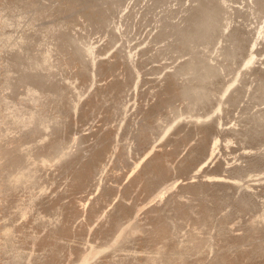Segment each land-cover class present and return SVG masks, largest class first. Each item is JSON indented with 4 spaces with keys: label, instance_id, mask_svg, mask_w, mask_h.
Listing matches in <instances>:
<instances>
[{
    "label": "rangeland",
    "instance_id": "obj_1",
    "mask_svg": "<svg viewBox=\"0 0 264 264\" xmlns=\"http://www.w3.org/2000/svg\"><path fill=\"white\" fill-rule=\"evenodd\" d=\"M0 23V135L29 166L86 146L0 193V264H146L166 243L155 264H264V0H0Z\"/></svg>",
    "mask_w": 264,
    "mask_h": 264
},
{
    "label": "bare ground",
    "instance_id": "obj_2",
    "mask_svg": "<svg viewBox=\"0 0 264 264\" xmlns=\"http://www.w3.org/2000/svg\"><path fill=\"white\" fill-rule=\"evenodd\" d=\"M1 24V23H0ZM2 26V25H1ZM34 26V25H33ZM1 33V32H0ZM61 33V32H60ZM5 34V33H4ZM8 34V33H7ZM12 36V35H11ZM4 37V36H3ZM2 36H1V38H3ZM8 37V36H7ZM10 37V36H9ZM4 39V38H3ZM12 39V38H11ZM6 40H8L7 38H6ZM6 40H4V41H6ZM9 42H10V39H9ZM14 42V41H13ZM28 42V41H27ZM24 43V42H23ZM4 44H6V43H4ZM22 45H24V44H22L21 43V45H18V46H16L15 45V47H19V48H21L22 47ZM15 47H14V49H15ZM11 49V48H10ZM21 51V50H20ZM89 52H87V53H90V55H91V57L95 54L94 52H95V49L92 47V48H89V50H88ZM252 52V51H251ZM19 51H17L16 50V52H15V56H17V59H16V61L19 59L18 58V56H19ZM2 54V53H1ZM128 54H130V53H128ZM83 55V54H82ZM86 55V54H85ZM90 55H88V56H90ZM132 55V54H131ZM96 57V56H95ZM94 57V58H95ZM256 57V56H255ZM255 57H254V55L251 53V55H250V58L248 59V62L246 63L247 65L246 66H251L253 63H254V61H255ZM12 58V57H11ZM21 59V58H20ZM41 59V58H40ZM92 59V58H91ZM49 60V57L48 56H44V62H45V64H46V62ZM89 60H90V58H89ZM96 59H94V61H95ZM6 61V60H5ZM34 61V60H33ZM36 61V60H35ZM37 62V61H36ZM42 62V61H41ZM43 62V63H44ZM50 62V60L48 61V63ZM3 63V62H2ZM86 63V62H85ZM88 63H90V62H88ZM10 64V63H9ZM33 64V63H32ZM38 64V63H37ZM91 64V63H90ZM93 64V63H92ZM8 65V64H7ZM44 65V64H43ZM86 65H87V63H86ZM41 66V65H40ZM32 67V66H31ZM30 67V68H31ZM36 67V66H35ZM48 67V66H47ZM7 68V67H6ZM34 68V67H33ZM28 69V68H27ZM35 69V68H34ZM39 69V68H38ZM49 69V68H48ZM30 70V69H29ZM36 70V69H35ZM1 71V70H0ZM28 72V71H27ZM40 73V72H39ZM38 73V74H39ZM26 74V73H25ZM29 74V73H28ZM8 75V74H7ZM6 75V76H7ZM22 75H23V73H22ZM21 75V76H22ZM42 75V74H41ZM28 76V75H27ZM26 76V77H27ZM34 77V76H33ZM39 77V76H38ZM14 79V78H13ZM22 79V78H21ZM29 79H30V77H29ZM23 80V79H22ZM25 80V79H24ZM48 80V79H47ZM26 81V80H25ZM38 82V81H37ZM30 83V82H29ZM50 84V83H49ZM43 85V84H42ZM52 85V84H51ZM56 85V84H55ZM44 87V86H43ZM48 87V86H47ZM193 87V86H192ZM39 88V87H38ZM99 88V87H98ZM194 88V87H193ZM50 89H52V88H50ZM60 89H62V88H60ZM65 89V88H64ZM189 89V91H191L192 89L191 88H188ZM195 90V89H194ZM1 91V90H0ZM60 91V90H59ZM61 93H63L62 91H60ZM65 92H66V90H65ZM193 92V91H192ZM58 93V92H57ZM190 93V92H189ZM28 94L29 95H32V98H31V96H30V98H31V100H34L35 101V103L37 104V102L38 101H40V98L39 97H37L38 95H37V90L36 89H34V88H32V87H29L28 88ZM27 94V95H28ZM49 94V93H48ZM197 94V93H196ZM63 95H65V93L63 94ZM40 97H42V94H41V96ZM64 97V96H63ZM7 99V98H6ZM7 101V100H6ZM50 101V100H49ZM30 103V102H29ZM40 103H41V101H40ZM39 102H38V104H40ZM80 104V103H79ZM2 105V104H1ZM4 105V104H3ZM6 105H7V102H6ZM6 105H4V106H6ZM62 105V104H61ZM73 106V105H72ZM76 106V104L74 105V107ZM8 107V106H7ZM40 107H42V106H40ZM64 107V106H63ZM20 109V108H19ZM36 109V108H35ZM12 110V109H11ZM15 110H16V108H15ZM30 110V109H29ZM37 110H38V108H37ZM75 110V109H74ZM19 111V110H18ZM21 111V110H20ZM23 111H24V109H23ZM36 110H31V111H29V112H27V114L28 115H17V114H15V113H13L12 111V113L15 115V117H16V121L18 122V124L19 123H21V124H23V127H27V128H29L30 129V127H32V124H33V122H35V119L36 118H38V117H36L38 114V112H35ZM25 112V111H24ZM72 112H74V111H72ZM74 114V113H73ZM72 115V114H71ZM39 116H40V114H39ZM15 117H14V119H15ZM61 118V117H60ZM56 120V119H55ZM60 120V119H59ZM205 120H207V118L205 119V117L203 118V117H198L197 118V122L198 121H205ZM40 121V120H39ZM58 121V120H57ZM56 121V122H57ZM192 121H193V119H192ZM196 121V120H195ZM48 122V121H47ZM41 123V122H40ZM37 124V123H36ZM42 124V123H41ZM40 124V125H41ZM46 124V123H45ZM49 124V123H48ZM197 124V123H196ZM199 124V123H198ZM31 125V126H30ZM38 125H39V123H38ZM28 126H30V127H28ZM46 126V125H45ZM37 127H40V126H37ZM36 126H35V128H37ZM34 128V127H33ZM40 128H42V127H40ZM51 128V127H50ZM23 129V128H22ZM28 129V130H29ZM32 130V129H31ZM40 130V129H39ZM26 132V131H25ZM32 132H33V130H32ZM36 133V132H35ZM34 133V135L36 136V134ZM38 133V132H37ZM55 133V132H54ZM30 134H33V133H30ZM6 136V135H5ZM10 137V136H9ZM29 137H31V136H29ZM33 137V136H32ZM84 139V138H83ZM86 140V139H85ZM108 144V143H107ZM218 144H219V140L217 139V140H215V143H214V145H213V147H214V149H213V154H214V152H215V149L217 148V146H218ZM107 146V145H106ZM69 148V147H68ZM85 148H86V146L84 147V148H82V149H80V150H76L77 152H72V153H65L64 155H61V156H59L58 158H57V156H56V158H51V159H43L41 162H37V163H33L32 165H34L33 167H31V166H29V165H25V161H26V158H25V154L24 155H22L21 153H20V151L22 152V149H20L19 148V145L16 143V141L15 140H10L9 138L7 139V137L5 138L4 136H3V134L2 135H0V193L2 192V194L4 195L3 197H5V199H6V201H5V206H6V209H8L9 207H10V205L12 204V200H13V196H14V191H15V187H16V185L18 184V181L21 179V178H26V177H28V176H30L31 174H32V171L33 170H35V169H38V170H41V169H45L47 166H51V164L54 162V161H56L57 163H58V165H64L65 167L68 165V164H70V163H72V162H74V161H77L78 160V158H82L83 157V151L85 150ZM73 149V148H72ZM73 151V150H72ZM149 151V150H148ZM151 154H150V152H149V154L150 155H148V156H150L149 158H143L142 159V161L141 162H137V165H136V168H142V167H144L141 171H138L139 169H136L135 171H133L132 173H131V177H130V180H132V182H135V181H137V180H140L141 179V176H143L144 175V173L145 172H147L149 169H148V167H151V165H154L155 164V162L160 158V151L159 150H157L156 148H153V149H151ZM65 152H66V150H65ZM69 152H70V149H69ZM23 153V152H22ZM105 156V146H99V148H97V149H93L91 152H90V154H89V158L92 160V168L94 169V165H96L95 164V158H98L97 160L99 161V160H101L100 158H103ZM152 156V157H151ZM163 156V155H162ZM31 158V157H30ZM32 159V158H31ZM42 159V158H41ZM31 161V160H30ZM28 162V161H27ZM32 162V161H31ZM34 162V161H33ZM145 162V163H144ZM101 163V162H100ZM100 163H98V164H100ZM27 164V163H26ZM97 164V165H98ZM143 164V166L142 167H140L141 165ZM205 166V165H204ZM90 167V168H91ZM202 167V166H201ZM90 168H87V171L88 170H90ZM92 169V170H93ZM97 169H98V166H97ZM97 169H95V170H97ZM95 172V171H94ZM86 173L87 172H85V173H82V176L83 175H86ZM251 178V177H250ZM261 178V177H260ZM208 179V178H207ZM210 179V178H209ZM204 183H209V184H211V183H213V184H215V185H224V186H227V187H233L236 183H234V182H232V181H228V179L227 180H223V179H211V180H206L205 179V181H203ZM185 184V183H184ZM238 184V183H237ZM253 184V183H252ZM190 186V187H192V186H195V181H188L186 184H185V186ZM197 185V184H196ZM212 185V184H211ZM180 187H182V185L180 186ZM239 187V186H238ZM183 188V187H182ZM246 188V187H245ZM247 189V188H246ZM182 190V189H181ZM163 192V191H162ZM254 192V191H253ZM249 195H250V193H249ZM3 197H1V198H3ZM164 197V196H163ZM3 200V199H2ZM224 200H225V198H224ZM162 201V200H161ZM253 201V200H252ZM251 201V202H252ZM7 202V203H6ZM0 204H1V202H0ZM84 204H86V203H84ZM84 204H82L81 205V207H78V211H80V212H82V211H84L85 209H86V206L84 205ZM158 204V203H157ZM257 205V204H256ZM87 206H88V204H87ZM158 205H156V206H154L152 209L153 210H157V209H159L158 207H157ZM225 206V205H224ZM223 206V207H224ZM4 208V207H3ZM215 208V207H214ZM251 208V207H250ZM1 209V208H0ZM208 217H207V220L208 221H212L213 220V216H212V214H210L209 212H208V214H206ZM179 232V231H178ZM177 232V233H178ZM177 233L174 235L175 236V238L177 239ZM182 234V233H181ZM183 236V235H182ZM174 239V238H173ZM177 241V240H176ZM185 241V240H184ZM180 242V241H179ZM170 244V243H169ZM169 244L168 243H166L165 244V246H164V248L163 249H161V250H157V252H156V255H154V256H146V257H143L142 259H144L145 260V263L146 264H155L158 260H160V258H161V255L162 254H164L165 253V250L169 247ZM181 244V243H180ZM180 244H178V246L180 245ZM177 245V244H176ZM178 248V247H177ZM171 249V248H170ZM176 249V248H175ZM174 249V251L176 252V250ZM175 254V253H174ZM134 255V254H133ZM174 256V255H173ZM173 256H172V258H173ZM137 259H141V258H138V257H135V258H133L132 259V261L133 262H135V260H137ZM140 262H141V260H140ZM178 263V262H177ZM173 264H175V263H173Z\"/></svg>",
    "mask_w": 264,
    "mask_h": 264
}]
</instances>
